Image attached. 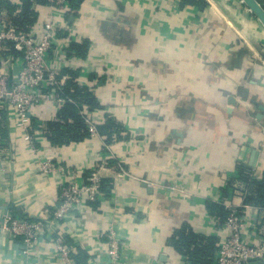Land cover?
I'll return each instance as SVG.
<instances>
[{
  "label": "crops",
  "instance_id": "obj_1",
  "mask_svg": "<svg viewBox=\"0 0 264 264\" xmlns=\"http://www.w3.org/2000/svg\"><path fill=\"white\" fill-rule=\"evenodd\" d=\"M205 1L200 9L181 0H85L66 15L43 0L32 6L36 24L56 15L50 57L62 83L91 91L101 106L91 118L99 125L112 116L125 138L108 146L99 134L53 146L48 126L62 107L48 103L33 113V152L4 113L0 264H61L56 239L76 264H111L101 238L110 225L124 239L128 264H195L173 238L185 227L200 238L225 237L211 203L259 219L251 185L240 178L249 169L253 182L264 180V26L242 0ZM14 13L0 0L1 21L17 24ZM10 56L14 78L22 55ZM45 158L56 167L48 175L36 170ZM94 170L113 182L111 193L97 203L85 199L24 255L23 238L3 231L6 217L41 220L59 206L62 183H84ZM259 221L244 232L254 242L264 240Z\"/></svg>",
  "mask_w": 264,
  "mask_h": 264
},
{
  "label": "built area",
  "instance_id": "obj_2",
  "mask_svg": "<svg viewBox=\"0 0 264 264\" xmlns=\"http://www.w3.org/2000/svg\"><path fill=\"white\" fill-rule=\"evenodd\" d=\"M15 8L14 16L23 20L24 1L7 0ZM36 5L40 0H28ZM47 7L55 12L66 15L71 7L68 0H45ZM37 23V22H36ZM20 27L14 21L0 20V158L8 153L9 143L3 137L4 113L12 114L15 126L23 132L24 141L33 152L37 151V138L34 134L33 113L37 106L52 104L61 108L66 102H73L79 109L89 132L98 136L97 124L91 118V110L80 100L75 102L64 94V84L61 71L51 64L50 53L58 37V21L56 15L43 22ZM19 52L22 55V67L13 78L7 71L11 65L10 53ZM80 103V104H79ZM109 146V145H108ZM36 170L43 175L56 170L53 160L45 158L37 161ZM247 172V171H246ZM252 180L253 172L246 173ZM102 178L98 170H94L86 182L62 183L59 189V206L52 209L41 220L26 217H6L3 231L13 238L24 240L23 254L28 255L30 247L45 233L54 232L58 225L72 216L81 203L86 199L90 203L98 202L102 197ZM247 198V197H246ZM228 216L222 221L217 217L220 231L226 236L217 241V251L213 264H264V240L254 242L245 235V228L254 227L259 219L264 217V206L259 208V219L248 218L242 220L240 210L227 203H222ZM252 230H250L251 232ZM253 232V231H252ZM252 235V234H251ZM101 238L108 244V257L111 264H128L125 259V242L123 237L112 225L101 234ZM61 264H76L73 254L60 239L53 240Z\"/></svg>",
  "mask_w": 264,
  "mask_h": 264
},
{
  "label": "trees",
  "instance_id": "obj_3",
  "mask_svg": "<svg viewBox=\"0 0 264 264\" xmlns=\"http://www.w3.org/2000/svg\"><path fill=\"white\" fill-rule=\"evenodd\" d=\"M68 1L71 9H79L80 5L85 0ZM258 1L264 7L263 2L261 0ZM43 2L45 3V0H43ZM181 2L182 6H194L200 9L207 7V2L205 0H181ZM32 6V2L28 0L24 1V19L21 20L16 18L18 26L26 27L35 23L36 20L31 11ZM73 48L77 49V45H74ZM64 94L77 103L81 100L83 104H86L90 108V110L101 108L95 99L94 94L86 87H82L76 82H69L64 87ZM48 127L50 131L47 138L53 146H65L72 143H80L92 137L83 117L79 114L77 105L73 102H66L60 109L58 119L50 123ZM97 130L98 133L105 138L107 145H111L125 138L123 126L112 116L107 117L106 121L97 125ZM246 171L250 172L251 170H245L240 179L249 182L251 185L252 189L249 196L250 198L248 197L249 201L264 206V180L262 183L257 181L253 182V179L250 180ZM87 179L85 181L86 183ZM112 188L113 182L111 180H106L104 183L102 181L101 193L103 196L109 195ZM208 209L212 215L219 217L222 221L226 220L228 216L226 209L219 204L211 203ZM173 245L179 253L185 255L189 261L195 264H213V259L218 249L217 239L215 237L209 239L200 238V236L187 227L177 232L173 238Z\"/></svg>",
  "mask_w": 264,
  "mask_h": 264
},
{
  "label": "water",
  "instance_id": "obj_4",
  "mask_svg": "<svg viewBox=\"0 0 264 264\" xmlns=\"http://www.w3.org/2000/svg\"><path fill=\"white\" fill-rule=\"evenodd\" d=\"M247 8L260 20L264 26V7L258 0H242Z\"/></svg>",
  "mask_w": 264,
  "mask_h": 264
}]
</instances>
